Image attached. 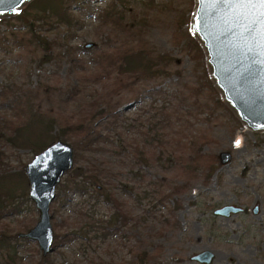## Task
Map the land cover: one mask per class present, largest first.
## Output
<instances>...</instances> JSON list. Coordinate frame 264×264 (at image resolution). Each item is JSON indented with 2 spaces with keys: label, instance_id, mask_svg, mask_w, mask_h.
Instances as JSON below:
<instances>
[{
  "label": "rangeland",
  "instance_id": "374dc122",
  "mask_svg": "<svg viewBox=\"0 0 264 264\" xmlns=\"http://www.w3.org/2000/svg\"><path fill=\"white\" fill-rule=\"evenodd\" d=\"M40 4L24 7L19 18L0 20V31L22 27L16 38L10 34L0 44V88L14 83L32 89L34 107L54 120L56 135L101 108H115L118 119L98 122L103 138L92 150L78 149L72 169L62 176L57 189L74 180L89 191L51 203L58 244L46 256L34 240L15 236L38 220L24 173L37 152L0 137V171L26 179L23 190L17 186L1 201L0 264H7L8 254L14 264H140L142 250L152 258L144 264H205L192 259L204 250L213 252L208 264H264V132L244 127L224 103L231 116L219 108L210 111L208 89L197 91L200 69L173 27L176 16L192 10L190 0H91L89 8L71 6L77 22L70 24L57 22L51 12L42 14ZM112 5L126 22L146 18V24L136 25L143 27L138 28L149 45L172 53L169 75L115 85L116 66L98 59L115 55L124 40L101 22L100 15ZM87 42L95 45L85 48ZM66 44L73 48L71 56L64 52ZM2 102L0 96V122H17L23 108ZM1 134H9L8 127L0 128ZM76 136L67 132L60 139L73 147ZM192 140L203 142L202 152L216 155L208 181L201 160L189 159ZM221 151L231 154L225 164L219 161ZM81 170L96 171L98 179L92 185L75 175ZM97 187L120 202L123 219L111 204L91 196ZM229 204L243 211L213 213ZM107 220L117 229L103 236L100 224Z\"/></svg>",
  "mask_w": 264,
  "mask_h": 264
},
{
  "label": "trees",
  "instance_id": "16d2710c",
  "mask_svg": "<svg viewBox=\"0 0 264 264\" xmlns=\"http://www.w3.org/2000/svg\"><path fill=\"white\" fill-rule=\"evenodd\" d=\"M52 1L55 0H33L26 8L40 2L42 4H40L42 14L51 12L56 16L57 22L64 21L70 24L72 21L77 22V19L73 17V14L70 11L71 6L74 4V6L79 10H81L83 6L89 8L91 0H56L55 4H53ZM119 1L122 2L123 0ZM113 6L114 5L103 11L100 15V19L102 23L109 24L114 29V32L123 35L124 40L120 42V46L116 50L115 55H100L98 59L103 62L112 63L116 66L114 78L115 85H119L122 81H124L125 84L136 83L139 81L153 80L169 75L168 67L170 63L174 62L172 53L168 51H160L154 46L149 45L143 37L141 30L143 27L136 25L139 22L141 24H144L145 22L146 24V18L144 17L138 21L126 22L124 21L122 12L116 11ZM190 6H193L192 0H190ZM190 11L191 8L189 9L188 14H186L183 10L180 15L173 19L174 31L176 34H179L178 39H182V48L185 53L190 56V58L195 62L196 67L200 69V79L202 83L199 84L197 91H202L203 88L208 89V96L212 102L210 111L219 108L224 113L226 112L229 114L230 111L223 104L219 94L213 88L209 80L203 50L189 32L188 23L191 14ZM22 12L24 11L17 14L16 18H19ZM1 20L6 21V19ZM184 25L185 28L183 27ZM20 30H22V27H18L17 31H14V29H11L10 32L1 30L0 44L4 41L6 42L7 37L10 34L16 38L19 34H21ZM28 34H30L33 39H37V36L32 33L31 29ZM42 43L43 41L40 40L38 45H42ZM47 47L48 49L50 48V46ZM47 47L43 48L47 49ZM64 52L67 56H71L73 48L66 44L64 46ZM72 89L73 91H76V89ZM0 96L1 99H3L1 105L14 108V110L15 108H23L22 111L24 112L20 117H18L19 120L17 122H9L8 120L0 122V128L8 127L9 129V134H1L0 137H2L5 142L13 146H32L35 152H39L55 140L66 137L67 132L77 133L76 141L73 142L74 154L80 148L92 150L94 144L103 138L101 133L96 129L98 122L107 118L114 119L112 122H115V119H118V112L115 108H101L89 116L87 115L88 118L86 119L79 120L77 123L69 124L64 128L62 127L60 129L61 133L56 135L53 134L52 131L54 128V120L48 115L41 114L39 110L34 107L35 105L32 100L34 99V92L32 89L10 83L0 88ZM229 115L231 116V114ZM202 143L203 142H196L193 140L189 143V159L191 161L196 159L201 160V168L204 170V181H208L216 168V155L202 152ZM197 169H199V163L197 164ZM93 172L94 173L88 174L86 170H81L76 172L75 175L81 176L82 179H88L93 185L96 179H98L96 171ZM17 186L21 187L22 190L26 186V179L24 175L22 174L18 178H11V175L8 174L5 169H2L0 171V208L1 201L8 196L14 195V191ZM99 189L100 188L98 187L94 189L91 192V196L96 199L102 198L105 203L111 204L115 210V214L119 215L120 218L123 219L124 214L120 211V202L114 198L112 194L102 192ZM88 191V187L84 185L83 182L78 183L72 180L71 184L65 182L59 185L58 189H56V198L67 200V198H69L68 193L78 192L81 195H84ZM81 219H83L82 224L86 225L87 222L85 221V218ZM81 221H79V223ZM77 224L78 222L75 223V225ZM84 225L80 226V229L83 228ZM100 225H102L101 229L103 230V236H106L108 233L117 229L111 228L109 220L105 221L104 224L101 223ZM57 244L58 235L54 233L53 246H56ZM150 259L152 258L145 250H142L138 256L140 264H144L150 261ZM6 263L14 264V256L12 254L7 255Z\"/></svg>",
  "mask_w": 264,
  "mask_h": 264
},
{
  "label": "water",
  "instance_id": "95a60500",
  "mask_svg": "<svg viewBox=\"0 0 264 264\" xmlns=\"http://www.w3.org/2000/svg\"><path fill=\"white\" fill-rule=\"evenodd\" d=\"M33 0H6L0 4V20L19 14ZM264 17L258 9H248L229 3L202 4L193 0L189 18V32L205 55L208 76L222 102L247 129L264 132ZM94 42L84 44L85 48ZM222 164L231 159L230 152L221 151ZM74 149L58 139L26 163L28 195L39 211L38 220L20 237L34 240L43 256L53 249L54 229L50 205L62 176L72 169ZM243 211L235 205L216 208V215L229 216ZM213 252L204 250L192 259L199 263L211 262Z\"/></svg>",
  "mask_w": 264,
  "mask_h": 264
},
{
  "label": "snow or ice",
  "instance_id": "6c2138e0",
  "mask_svg": "<svg viewBox=\"0 0 264 264\" xmlns=\"http://www.w3.org/2000/svg\"><path fill=\"white\" fill-rule=\"evenodd\" d=\"M6 0H0V4L5 3ZM22 3L23 0H20ZM202 4H217V3H229L232 5H236L245 9H248L251 11L252 9H258L260 16L264 17V0H201ZM264 23V20L261 21ZM237 144H239V141H237Z\"/></svg>",
  "mask_w": 264,
  "mask_h": 264
},
{
  "label": "flooded vegetation",
  "instance_id": "af4514ba",
  "mask_svg": "<svg viewBox=\"0 0 264 264\" xmlns=\"http://www.w3.org/2000/svg\"><path fill=\"white\" fill-rule=\"evenodd\" d=\"M20 233H21V232H20ZM18 234H19V233L16 234V237H20ZM23 238H24V237H23ZM42 256H43V255H42Z\"/></svg>",
  "mask_w": 264,
  "mask_h": 264
}]
</instances>
